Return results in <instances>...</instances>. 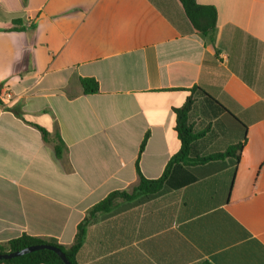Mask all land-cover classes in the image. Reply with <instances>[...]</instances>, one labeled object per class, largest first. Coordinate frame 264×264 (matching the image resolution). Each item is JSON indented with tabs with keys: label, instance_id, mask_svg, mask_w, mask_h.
Wrapping results in <instances>:
<instances>
[{
	"label": "crops",
	"instance_id": "0c3cea01",
	"mask_svg": "<svg viewBox=\"0 0 264 264\" xmlns=\"http://www.w3.org/2000/svg\"><path fill=\"white\" fill-rule=\"evenodd\" d=\"M159 1L177 23L156 0H0V93L16 97L0 108V242L70 247L89 208L138 183L137 165L163 175L181 149L174 110L192 98V157L243 143L239 162L185 167L178 180L195 182L92 224L77 261L264 264V211L255 231L230 207L264 164V0H197L217 11L213 43L178 0Z\"/></svg>",
	"mask_w": 264,
	"mask_h": 264
},
{
	"label": "trees",
	"instance_id": "16d2710c",
	"mask_svg": "<svg viewBox=\"0 0 264 264\" xmlns=\"http://www.w3.org/2000/svg\"><path fill=\"white\" fill-rule=\"evenodd\" d=\"M178 2L181 5L182 11L191 29L198 32L206 42L213 43L217 32L216 9L212 6L200 5L197 0H178ZM156 5L166 14V16L170 18L172 22L177 23V15L173 13L171 4L162 3L159 0H156ZM80 84L84 94H96L100 91L99 83L93 78H81ZM191 91L193 92L194 90L192 89ZM207 98L212 100L210 97ZM194 103L195 101L192 98H188L182 107L174 110L176 114V130L181 141V149L170 159L163 175L160 178L155 180L146 179L137 165V172L139 176L138 183L129 190H116L110 192L104 199L89 208L83 220L77 226L74 242L70 247L60 245L54 239L22 235L7 242H0V254L24 249L29 246L49 244L62 250L71 264H79L77 261V255L86 241L88 228L92 224L124 212L132 207L147 203L175 188L186 186L187 184L195 182L197 179L192 176L185 180H178L180 172L185 171V167H190L192 164L198 166L206 162L223 160L225 158H233L235 159V164H237L240 160L243 143L232 146L223 152L197 156L195 158L192 157L194 142L202 135L195 133L194 127L190 121V115L193 110ZM2 106L3 103L0 100V107ZM219 108L223 111L225 110L221 105H219ZM38 128L42 132L44 140L48 141V132L46 129L39 126ZM146 141L147 137L141 145V151L144 150ZM54 144L56 155L61 157L66 150V147L59 135L54 141ZM261 193H264V164L262 165L254 183L251 196L230 205L235 216L243 224L251 227L255 231H259L263 228L261 217L262 212L264 211V205L261 206L260 201L264 198L262 197L264 195H261ZM0 264L64 263L54 252L39 251L13 260L3 261L0 262Z\"/></svg>",
	"mask_w": 264,
	"mask_h": 264
},
{
	"label": "water",
	"instance_id": "95a60500",
	"mask_svg": "<svg viewBox=\"0 0 264 264\" xmlns=\"http://www.w3.org/2000/svg\"><path fill=\"white\" fill-rule=\"evenodd\" d=\"M39 251H51L57 254L61 260L63 261L64 264H71L64 252L60 250L59 248L49 245V244H41V245H34V246H29L24 249L8 252L5 254H0V262L3 261H9L13 260L16 258H19L21 256H25L34 252H39Z\"/></svg>",
	"mask_w": 264,
	"mask_h": 264
},
{
	"label": "built area",
	"instance_id": "2783aa9c",
	"mask_svg": "<svg viewBox=\"0 0 264 264\" xmlns=\"http://www.w3.org/2000/svg\"><path fill=\"white\" fill-rule=\"evenodd\" d=\"M0 100L3 103V106L0 107L1 109H10L16 103V97L8 90L0 93Z\"/></svg>",
	"mask_w": 264,
	"mask_h": 264
}]
</instances>
